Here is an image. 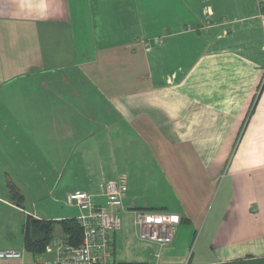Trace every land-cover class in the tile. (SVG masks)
Returning <instances> with one entry per match:
<instances>
[{
	"label": "crops",
	"instance_id": "obj_1",
	"mask_svg": "<svg viewBox=\"0 0 264 264\" xmlns=\"http://www.w3.org/2000/svg\"><path fill=\"white\" fill-rule=\"evenodd\" d=\"M108 181L111 264H264V0H0V264ZM142 211L180 218L170 245ZM30 221L60 229L37 256Z\"/></svg>",
	"mask_w": 264,
	"mask_h": 264
},
{
	"label": "built area",
	"instance_id": "obj_2",
	"mask_svg": "<svg viewBox=\"0 0 264 264\" xmlns=\"http://www.w3.org/2000/svg\"><path fill=\"white\" fill-rule=\"evenodd\" d=\"M103 205L92 202V195L83 192L66 195L65 202L78 210L75 221L81 232L78 245L67 239L53 238L45 253L32 264H111L110 244L112 234L118 229L116 210L122 208L123 189L116 181L103 182L98 186ZM180 218L164 212L142 211L136 213L138 238L141 241L165 248L171 244ZM21 259L17 251L0 252V261L12 262Z\"/></svg>",
	"mask_w": 264,
	"mask_h": 264
},
{
	"label": "trees",
	"instance_id": "obj_3",
	"mask_svg": "<svg viewBox=\"0 0 264 264\" xmlns=\"http://www.w3.org/2000/svg\"><path fill=\"white\" fill-rule=\"evenodd\" d=\"M11 185L9 186V190L12 196V200L17 204L20 205L21 196L17 194V192L13 189ZM31 222V221H30ZM30 222L26 224L24 228V248L27 252L37 256L44 251L45 246L48 244L49 241V234L50 230H48L47 236L42 243L36 244L30 240ZM41 223L38 221H34V225L37 227ZM61 227L62 233L67 237V240L72 245H78L81 239V232L79 227L74 219L61 221L59 222Z\"/></svg>",
	"mask_w": 264,
	"mask_h": 264
},
{
	"label": "water",
	"instance_id": "obj_4",
	"mask_svg": "<svg viewBox=\"0 0 264 264\" xmlns=\"http://www.w3.org/2000/svg\"><path fill=\"white\" fill-rule=\"evenodd\" d=\"M48 224L42 223L39 226L34 225V221L30 222V240L33 243L39 244L42 243L47 235Z\"/></svg>",
	"mask_w": 264,
	"mask_h": 264
},
{
	"label": "rangeland",
	"instance_id": "obj_5",
	"mask_svg": "<svg viewBox=\"0 0 264 264\" xmlns=\"http://www.w3.org/2000/svg\"><path fill=\"white\" fill-rule=\"evenodd\" d=\"M60 233V229L56 224H52L51 226V231H50V235H58ZM20 250V247H19Z\"/></svg>",
	"mask_w": 264,
	"mask_h": 264
}]
</instances>
